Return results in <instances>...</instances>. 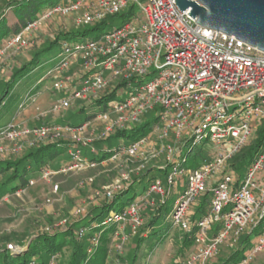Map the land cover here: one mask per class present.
<instances>
[{
  "label": "built area",
  "instance_id": "obj_1",
  "mask_svg": "<svg viewBox=\"0 0 264 264\" xmlns=\"http://www.w3.org/2000/svg\"><path fill=\"white\" fill-rule=\"evenodd\" d=\"M188 11L181 13L174 0L60 1L10 37L0 55L5 47H22L47 17L65 19L63 28H79L125 13L119 26L84 44H75L72 51L65 49L68 55L54 70L58 77L53 88L72 89L52 106L51 112L66 110L71 100L84 106L107 91L117 90L125 94L123 99L97 115L108 119L114 113L117 119L96 140L156 113L157 121L150 132L160 141L158 152L165 154V161L172 159L175 145L183 137L193 146H201L206 156L193 169L173 164L168 173L153 179L138 199L115 213L113 246L117 251L123 249L142 226L143 212L148 205H154L155 196L164 202L184 184L173 202L171 223L181 231H189L192 224L196 229L193 251L181 264H209L228 239L237 241L256 228L254 244L235 263L248 264L264 249V141L241 174L230 168L229 162L264 122V52L233 35L199 25L187 15ZM70 69L73 71L69 73ZM14 118L0 133V146L32 133L33 139L28 142L31 147L58 140L63 131L19 125ZM148 140L149 136L134 140L107 161L143 159ZM71 143L75 145L73 169L98 165L87 157L79 160L80 146H85L80 136L73 134ZM89 146L93 151L92 143ZM145 167L142 163L133 173ZM119 171V177L104 189L107 194L132 174ZM51 174L50 170L41 171L45 179ZM33 183V179L29 180V185ZM57 188L55 184L53 191ZM206 192L210 194L207 210L192 221L194 207ZM96 245L95 238L93 246ZM48 264H55L54 256ZM109 264L121 263L117 260Z\"/></svg>",
  "mask_w": 264,
  "mask_h": 264
},
{
  "label": "trees",
  "instance_id": "obj_2",
  "mask_svg": "<svg viewBox=\"0 0 264 264\" xmlns=\"http://www.w3.org/2000/svg\"><path fill=\"white\" fill-rule=\"evenodd\" d=\"M60 1L1 0L0 49L10 37L19 32L27 23L43 15ZM119 16L123 18L125 13L107 16L101 22L91 26L59 28L51 36H42L41 43L35 42V45L30 49L27 48L21 51L22 60L15 65L12 64L13 68L8 73L0 92V133L15 114L22 110L38 94L35 89L39 85L45 84L48 79H51L50 77L54 73L55 68L67 58L66 48L72 51L75 44H84L100 36L108 30L105 28L108 27L110 21ZM54 46H57L58 51L54 55V60H50L52 62L46 71L33 83L19 87L17 83L25 76L34 73L36 68L41 65L45 55ZM26 50L27 53L24 55ZM71 71L73 69H70L69 73ZM71 89V86L63 87L60 91L70 94L68 90ZM123 94L117 90L107 91L98 99L84 106H78V109L84 114V119L78 124L70 122V126L79 127L82 124L89 123L97 115L103 114L110 107H113L115 102L122 100L121 95ZM9 96L13 98L12 101L7 100ZM72 114L65 118V121L72 120ZM156 121V113H153V116L149 118L146 116L138 123L121 130H115L109 135L97 139L92 143L93 151L89 149L92 156L90 158L87 157L88 161L100 164L107 161L112 154L125 150L134 140L144 136H152L150 131ZM125 140L129 141L126 142ZM109 141H116V143L109 144ZM263 141L264 122L256 131L255 137L232 157L229 162L230 168L241 174L258 152ZM97 144L99 146H95ZM175 148L172 159L164 160L160 164H150L138 173H132L127 182L122 183L118 189H115L110 194H107L104 189H99L100 193L96 194L95 200L91 202L85 213L70 220L67 226L50 227L41 230L39 233L30 234L28 239L17 242L11 248L0 245V264H48L51 256L55 257V264H59V259L64 255L65 251L68 252L64 264H109L113 262V259H109V255L117 227L112 220V216L127 207L135 197L145 193L153 179L159 177L156 176V173L161 172L165 175L170 171L171 166L176 163L189 169L196 168L200 166L202 158L206 156L201 146H193L186 137L180 139L176 143ZM70 149H75V145L58 139L28 147L24 154H16L14 161H8L4 158L0 159V198L28 187L29 180L33 179L37 172L41 174L42 170H51L49 164L56 157H59L56 162L63 166L59 167V169H66L72 165V155L66 154ZM62 154L66 155L64 156L66 161L65 158L63 159ZM79 158V160H84L85 157L82 152ZM8 170L10 172L5 177L4 174ZM183 188L184 184H180L176 192L166 196L164 202H161L155 196L154 205H148L144 210V222L133 236L132 264H143L138 258L141 247L145 251L143 255L147 253L149 255L153 251L157 254L161 246L167 243L173 229L176 228L171 223L173 202ZM209 197V192L202 195L198 204L194 207L192 221L206 212ZM116 205L118 207L115 208ZM158 221H161L160 224ZM195 229L196 226L192 224L189 231L179 230L183 233L181 236L182 248L186 249L192 245ZM257 232L258 230L254 228L251 232L244 234L238 240L236 247L217 264H235L238 262L254 244ZM95 238L97 239V245L93 246V239Z\"/></svg>",
  "mask_w": 264,
  "mask_h": 264
},
{
  "label": "rangeland",
  "instance_id": "obj_3",
  "mask_svg": "<svg viewBox=\"0 0 264 264\" xmlns=\"http://www.w3.org/2000/svg\"><path fill=\"white\" fill-rule=\"evenodd\" d=\"M61 1L68 2L70 0ZM68 20H71V18L69 17ZM63 21H65V19L62 17H47L43 20L38 30L29 34L28 39L24 40L25 43L22 47H5V52L0 55V75L2 71L5 74L4 77L0 76V92L8 73H10L13 68L9 67L10 64L12 66V64L15 65L22 60L21 51L27 48L30 49L35 45V42L41 43L42 38H40V40H38V38L36 39L37 35L45 37L56 33L59 28H63ZM122 22L123 18L120 16L113 18L105 29L117 27ZM71 27L72 26L69 28ZM57 51V46L52 47L34 73L22 78L17 85L21 87L22 85L33 83L46 71L47 67L50 66L52 62L50 60H54V55ZM26 53L27 50L24 52V55ZM57 77L58 74L54 72L50 77L51 79H48L45 84H41L35 89L38 94L29 101L22 110L15 114V123L19 125L23 124L24 126H43L52 130L61 128L63 131L59 140L70 143L71 136L76 134L80 136L85 143V146H80L82 154L84 157L90 158L92 154L89 150V145L105 131L107 125L113 123L117 119V116L114 113L109 115L108 119L96 116L84 127L77 126L74 128V126H70V122H73V124L82 122L84 114L78 109L79 103L74 100H71L72 103L66 110L60 111L59 113L51 112L52 106L57 103L59 99L66 97L65 93L53 88V82ZM149 77L150 76H147L146 79H149ZM124 96L125 94L121 95V98ZM7 100L12 101L13 98L9 96ZM71 114L73 115L72 120L65 121V118L69 117ZM151 116H153V113L147 115L148 118ZM72 131H74V133H71ZM25 136H20L18 140L15 139L2 142V146H0V159L4 158L8 161H14L17 156L16 154H24L26 150H28V142L33 139V134L28 133ZM125 141L128 142L129 140ZM108 143L115 144L116 141H109ZM148 143L149 146L145 149L146 151L144 152L143 159L122 158L114 162H103L93 167L84 166L73 169L72 164V168L62 170V168L59 169V167L63 166H60L59 163L56 162V159L59 157H56L55 160L49 164V167H51L50 171L52 172L50 177L45 179L37 172L33 176L34 183L32 185L0 198V245H5L8 248L9 246L14 247L17 242L28 239L30 234L39 233L41 230L50 227L67 226L70 220L85 213L87 208L91 205V202L95 200L96 194L100 193L99 189H107V187L114 183V180L119 177V170L122 169L123 171L133 173L136 167L142 163L148 166L150 164H160L163 162L166 157L165 154L158 152L160 147L158 138L154 135L149 136ZM95 146H99V144ZM66 154L72 155L73 149H70ZM62 156L64 159L66 155L62 154ZM71 158L73 159L72 156ZM9 172L10 170H8L4 176L6 177ZM156 176L162 177L163 174L158 172ZM55 184L58 185L56 192L53 191V186ZM138 197L139 196L135 198L138 199ZM116 207H118V205H116L115 208ZM158 222L160 224L161 221ZM182 234L183 233L178 229L174 228L167 243L161 246L159 251L160 255H157L158 253L156 254L154 251L149 255L148 253L143 255L145 251L141 247L138 257L139 260H141L143 264H157L158 261L167 264H181L193 251L192 245L186 249L181 247ZM133 236L129 237L128 242L121 251H117L115 246H112L109 259H113V261L118 260V262L121 261V264H132ZM238 240L236 241L233 238L228 239L220 246L218 253L210 260L209 264H217L220 262V260L236 247ZM67 252L68 251H65L64 253L63 251L64 255L60 257L59 264L65 263ZM248 264H264V249Z\"/></svg>",
  "mask_w": 264,
  "mask_h": 264
},
{
  "label": "water",
  "instance_id": "obj_4",
  "mask_svg": "<svg viewBox=\"0 0 264 264\" xmlns=\"http://www.w3.org/2000/svg\"><path fill=\"white\" fill-rule=\"evenodd\" d=\"M179 11L264 52V0H174Z\"/></svg>",
  "mask_w": 264,
  "mask_h": 264
},
{
  "label": "crops",
  "instance_id": "obj_5",
  "mask_svg": "<svg viewBox=\"0 0 264 264\" xmlns=\"http://www.w3.org/2000/svg\"><path fill=\"white\" fill-rule=\"evenodd\" d=\"M37 38H38V40H40L41 36H40V35H37V36H36V39H37ZM38 40H37V41H38ZM9 67H12L11 64H10ZM2 69H3V68H2ZM0 76H1V77H2V76H3V77L5 76V74L3 73V71H2V73H1ZM19 123H20V122H19ZM157 255H160V254L158 253ZM158 263H160V261H158ZM158 263H157V264H158Z\"/></svg>",
  "mask_w": 264,
  "mask_h": 264
}]
</instances>
